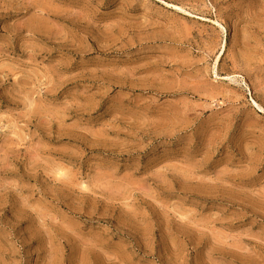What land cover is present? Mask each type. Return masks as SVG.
Returning <instances> with one entry per match:
<instances>
[{"label": "rangeland", "instance_id": "374dc122", "mask_svg": "<svg viewBox=\"0 0 264 264\" xmlns=\"http://www.w3.org/2000/svg\"><path fill=\"white\" fill-rule=\"evenodd\" d=\"M0 264H264V0H0Z\"/></svg>", "mask_w": 264, "mask_h": 264}, {"label": "bare ground", "instance_id": "6f19581e", "mask_svg": "<svg viewBox=\"0 0 264 264\" xmlns=\"http://www.w3.org/2000/svg\"><path fill=\"white\" fill-rule=\"evenodd\" d=\"M176 9H180V8H178V7H175ZM181 10V9H180ZM262 109V108H261Z\"/></svg>", "mask_w": 264, "mask_h": 264}]
</instances>
